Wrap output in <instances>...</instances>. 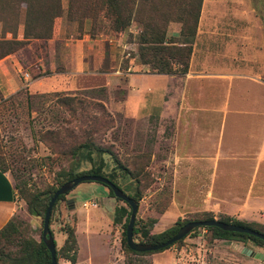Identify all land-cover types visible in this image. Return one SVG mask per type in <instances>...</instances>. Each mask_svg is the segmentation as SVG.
Returning <instances> with one entry per match:
<instances>
[{"label": "rangeland", "instance_id": "obj_1", "mask_svg": "<svg viewBox=\"0 0 264 264\" xmlns=\"http://www.w3.org/2000/svg\"><path fill=\"white\" fill-rule=\"evenodd\" d=\"M59 4L61 14L52 21L50 37L29 40L22 48L9 55L17 59L28 76L24 79L21 69L18 79L23 82V87L9 96H0V166L6 169L5 173L11 181L14 179L13 185L26 195L55 187L63 181V175L71 166L68 147L90 140L112 152L127 169L139 172L140 199L137 202L135 220L148 222L153 219L154 224L150 229L152 234L166 230L177 220L190 221L202 213H210L214 220L232 217L245 223L264 226L263 206L252 213H249V209L238 210L235 206L237 197L241 200L244 198V189L236 197L228 196L227 192L224 199H218V193H222L219 192L221 179L225 178L222 182L228 187L230 184L229 189L235 191L237 188H245L247 179H244L243 174L237 171L221 173L220 170L204 169L203 163L198 162L201 159H194L202 158L201 153L191 152L189 138L173 130V108L168 107V116L162 121L158 120L159 101L155 96V89L150 87L156 81L171 84L174 80L178 88L184 79L175 77L177 75L157 76L162 74L140 64L135 38L142 22L131 20L124 31L112 33L103 20V13L97 14L94 6L87 5L83 0H59ZM153 4L158 5L157 10L163 12L166 1L158 0ZM2 5L0 0V11ZM183 5H186L184 0H175L169 11L166 42L179 39L181 23L178 17ZM200 5H205L204 0H201ZM222 5L252 6L256 15L264 20V0H227ZM20 9L16 20L17 40L22 39L23 5ZM148 13L150 10H143L139 19L146 20L144 17ZM199 16L200 13L198 18ZM1 17L0 14V38L4 36L9 39V34H2ZM160 18L156 16L154 19ZM9 20L6 27H10ZM83 39L86 40L81 41ZM101 47L103 57L101 52L97 55L96 51ZM81 54L89 65L98 57L100 67L92 69L89 66L79 76H65L68 80L76 77L74 80L80 86L88 85V88L28 93L25 88L27 83L36 78L51 77L53 72L65 74L69 71L64 69L65 65L72 67ZM171 67L177 68L176 65ZM91 72L112 73L113 80L107 83L105 80H96L87 84V78L81 75ZM132 73L148 75L137 79H144L149 84L144 99L141 100V110L135 116L127 115L124 110L131 78L129 74ZM223 85L218 93L221 98H224L225 91L228 90ZM245 91L249 98L240 104L247 105L249 102L247 106L253 108L255 101L252 96L255 89L244 82L233 84L231 103L233 96L238 94L241 97ZM229 117L228 115L225 123L223 144L231 142L234 147H239L237 145L242 144L245 139L227 137L231 131ZM56 141H59L57 150L54 144ZM102 158L106 171H111L113 175L114 183L123 194L130 196L131 191L123 187L121 173L115 168V164L107 156ZM87 169L89 164L81 163L78 170ZM17 196L24 205L18 191ZM92 202H96L95 206L91 205ZM116 207L129 210L123 202L108 197L106 189L100 185L86 182L78 184L53 208L49 229L55 252L57 253L65 237L61 229L68 226L74 230L77 264H149L143 257L151 254L135 256L123 251L122 222H112ZM12 219L16 231L9 241H0V264H10L16 254L18 239H40L41 217H28L22 212ZM193 238H199L200 246L189 242ZM138 240L136 238L134 241ZM197 245L200 249L194 250ZM180 247L192 249L191 254L184 255L181 260L186 264H244L245 258L241 253L243 247L261 253L263 259H256L254 263L264 264V248L253 246L249 242H212L209 233L202 228L196 229L179 246L175 245L170 249L178 250ZM56 256L57 264H69L60 255Z\"/></svg>", "mask_w": 264, "mask_h": 264}, {"label": "crops", "instance_id": "obj_2", "mask_svg": "<svg viewBox=\"0 0 264 264\" xmlns=\"http://www.w3.org/2000/svg\"><path fill=\"white\" fill-rule=\"evenodd\" d=\"M224 1L227 0H204L205 5H200V16L191 41L192 48L186 73L181 76L157 75L183 77L184 81L180 86L177 88L174 80L171 84L156 81L150 88L155 89V96L159 101L158 120L162 121L168 116V107L173 108V130L189 138L191 152L201 153L202 158L194 159H201L198 162L203 163L204 169L220 170L221 173L237 171L243 174L244 179H247L245 188H237L235 191L229 189L230 184L228 187L222 182L225 178L221 179L219 192L222 193H218V199H224L227 192L228 196L236 197L244 189V198L241 200L237 197L238 201L234 204L238 210L249 209V213H252L261 206L264 207V20L256 15L252 6L222 5ZM96 51L97 55L101 52L103 57L102 47ZM89 66L92 69L99 68L98 57L89 65L81 54L72 67L65 65L64 69L69 70L65 74L53 72L51 77H40L27 83L25 88L29 94L88 88V85L80 86L74 80L76 77L68 80L66 76L81 74ZM21 69L13 56L0 59L1 97L14 94L23 87V82L18 79ZM22 71L26 72L23 69ZM111 75L112 73L91 72L81 76L87 78L86 82L89 84L96 80L110 82L113 80ZM129 76L131 78L128 82L129 90L124 110L127 115L135 116L141 110V100L149 87L144 79L138 80L137 77L148 75L132 73ZM237 82L247 83L255 89L252 96L255 101L253 108L248 107L249 102L248 106L240 104L249 98L246 91L241 97L238 94L233 96L231 103V88ZM222 85L228 88L224 98L218 96ZM228 115L231 131L227 137L245 139L242 144L237 145L239 147H234L231 142L223 144ZM23 206L12 181L6 173H0V229L22 212L31 217ZM189 242L200 246L199 238L190 239ZM198 245L194 250L200 249ZM191 252V248H169L143 258L148 260L149 264H186L181 260ZM243 256L244 264H255V258Z\"/></svg>", "mask_w": 264, "mask_h": 264}, {"label": "trees", "instance_id": "obj_3", "mask_svg": "<svg viewBox=\"0 0 264 264\" xmlns=\"http://www.w3.org/2000/svg\"><path fill=\"white\" fill-rule=\"evenodd\" d=\"M87 5L94 6L97 14L103 13V20L108 24L109 30L112 33H119L124 31L130 24L131 20H137L141 23L139 32L135 38V44L137 45V56L140 64L149 67L150 70L157 74L162 75H177L181 76L186 73L187 64L191 52V41L195 34V28L197 24V18L200 8L201 0H184L186 5H183V9L178 17L181 23L179 31V39L176 41L166 42L165 30L168 18L170 16L169 11L173 7L175 0H165L166 5L163 8V12L157 10L158 5H154V1L158 0H83ZM150 2L151 5H144ZM2 11H0L2 19V34H9L10 38L7 39L4 36L0 38V59L9 56L11 53L22 48L29 40L32 39H48L51 34L52 21L56 17H60L61 10L59 0H2ZM23 5V20H22V39H16V26L17 18H19L20 6ZM70 5V3H69ZM143 10H150L144 18L146 20H140ZM156 16L160 19H154ZM89 18V17H88ZM11 21L10 27H6L7 20ZM12 21L14 23H12ZM176 65V67H171ZM48 74V73H47ZM59 141H56L55 150L59 146ZM57 144V145H56ZM67 154L71 160L70 169L63 175V181L57 183L55 187H51L44 192H36L32 194H24L19 187L13 185L14 190L19 192L24 202L25 210L31 217H43L45 208L49 199L55 190L60 185L67 181H71L74 178L93 175L101 176L111 182L119 190L120 188L114 183V178L111 171H106V164L103 161V156H107L115 164L124 182L123 187L131 191L130 199L137 202L140 199L138 171H132L124 167L119 163L115 156L108 149L100 147L90 140H85L76 145L68 147ZM81 163L89 164V169L78 170ZM6 169L0 166V173H5ZM14 180V179H13ZM12 180V181H13ZM92 183V182H86ZM14 184V182H13ZM100 185L106 189L107 196L113 197L112 192L106 186ZM16 191V193H17ZM64 196H58L54 202L49 216V223L52 215V211L57 202L63 200ZM117 200V199H116ZM119 201V200H118ZM130 209L126 211L122 207L114 208L113 223H120L122 227L121 231V247L125 253H129L135 256H143L154 253H159L169 249L172 246H179L182 240L193 233L196 229L202 228L209 233L210 238L215 241H234L240 243L249 242L253 246L264 248V242L253 236L221 231L215 227H198L193 229L184 238L179 241L166 246L155 252L135 253L130 251L125 243L124 230L128 221ZM13 219L6 222V224L0 229V241L10 240V237L15 233L16 228L13 224ZM214 220L210 213H202L196 215L192 220L175 221V223L166 230L152 234L150 229L154 224L153 219H149L148 222L136 221L134 218V224L132 229L133 241L139 239V244H151L158 245L165 243L171 239L177 230L188 222L194 221H210ZM220 223L232 224L241 228L249 229L264 236V226L256 223H245L240 219L232 217H219L216 219ZM64 234V240L56 255H60V258L67 261L69 264L75 263V251L76 242L74 238V230L72 227H62ZM51 234V231L49 229ZM52 236V234H51ZM16 254L12 257L10 264H49L50 258L47 250L43 246L41 239L34 241L32 239L19 240L18 239ZM135 242V241H134ZM55 247V245H54ZM57 264V263H56Z\"/></svg>", "mask_w": 264, "mask_h": 264}, {"label": "water", "instance_id": "obj_4", "mask_svg": "<svg viewBox=\"0 0 264 264\" xmlns=\"http://www.w3.org/2000/svg\"><path fill=\"white\" fill-rule=\"evenodd\" d=\"M84 182H92V183H100L107 188L110 189L112 192V195L115 199L123 202L126 204L129 209L130 213L128 216V221L124 230V237H125V243L127 248L130 251H133L135 253H146V252H155L160 249L165 248L166 246H169L180 239L184 238L188 233H190L193 229L198 227H215L221 231L225 232H233V233H242L247 234L250 236H253L255 238H258L264 242V236L256 233L254 231H251L249 229L241 228L232 224H224L220 223L217 220H210V221H194V222H188L182 225L175 235L166 241L165 243L158 244V245H151V244H139L133 241L132 239V229L134 224V218L137 211V204L134 200L130 199L128 196L123 194L121 190H119L117 187H115L111 182H109L107 179L100 177V176H93V175H85L80 176L77 178L72 179L71 181H67L60 185L57 190L54 191L51 198L49 199L47 206L45 208L42 220H41V233H40V239L47 250L50 258L49 264H56L55 261V247L53 243V238L49 232V216L51 208L56 201L58 196H64L68 192H70L73 188H75L78 184L84 183ZM241 253L248 257H253L258 260H262L263 256L253 253L250 250L243 248L241 250Z\"/></svg>", "mask_w": 264, "mask_h": 264}, {"label": "built area", "instance_id": "obj_5", "mask_svg": "<svg viewBox=\"0 0 264 264\" xmlns=\"http://www.w3.org/2000/svg\"><path fill=\"white\" fill-rule=\"evenodd\" d=\"M22 76H23L24 79H27L28 78L27 74H25V73ZM95 204H96V202H92L91 205L92 206H95ZM84 205H86V204H84Z\"/></svg>", "mask_w": 264, "mask_h": 264}]
</instances>
